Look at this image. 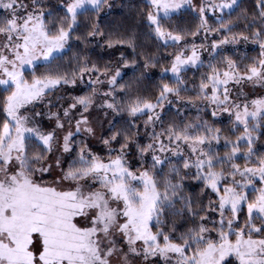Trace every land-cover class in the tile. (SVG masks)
Masks as SVG:
<instances>
[{"label": "snow or ice", "instance_id": "obj_1", "mask_svg": "<svg viewBox=\"0 0 264 264\" xmlns=\"http://www.w3.org/2000/svg\"><path fill=\"white\" fill-rule=\"evenodd\" d=\"M145 5L157 53L102 20L110 0H0V264H264V95L243 92L264 86V0L236 15L239 0ZM250 43L255 57L237 47ZM125 46L131 57L91 59Z\"/></svg>", "mask_w": 264, "mask_h": 264}, {"label": "trees", "instance_id": "obj_2", "mask_svg": "<svg viewBox=\"0 0 264 264\" xmlns=\"http://www.w3.org/2000/svg\"><path fill=\"white\" fill-rule=\"evenodd\" d=\"M48 2L53 6L54 9H56V5L58 4L59 0H48ZM110 2L113 4V8L110 12L107 13V15L102 17V20L105 23H115L117 27L120 25H123L125 28L132 27L134 26L137 31V35L139 37V41H142V47L138 49V51H151L154 53L158 52L159 48V42L155 41L149 36H146L144 33L147 31L145 27V21L142 16H139L137 13L140 9L145 7V0H110ZM240 8L237 9L236 13H233V15H236L239 13L241 10L247 9V10H252L254 8V0H241L239 2ZM58 11V9H57ZM62 15V13H60ZM183 16H185L189 21L195 22L193 13L191 10H185L182 12ZM89 15H94V13H90ZM211 22V21H210ZM71 43V41H70ZM240 53L243 54L245 52L244 49L239 48ZM72 51H76V46L73 44ZM120 51H123L126 56L131 57L133 55L132 49L125 46L124 48H96L95 51L91 52V59L93 61H96L100 64L104 63H110L114 62L119 58ZM172 49L169 48L168 52H171ZM247 54L249 56H257L259 54V48H249L247 50ZM71 53H69L68 57L69 58ZM137 60H139V57H136ZM169 63L167 60H162L159 65H157L154 68H150L148 70V75L150 76V79H145L144 81V86H155L157 83L160 82L161 80V70L164 67H168ZM201 72L206 71V68H201ZM27 75V73H26ZM198 73L194 75L193 70H189L187 73H185V76L191 80V79H196L198 78ZM134 73L129 67L127 69V75L125 76V80L133 78ZM165 80H169L171 77L170 75H166L163 77ZM62 93H54L52 94L53 96L61 95ZM186 95H193V93L189 92ZM63 103V101H61ZM56 110V108H53ZM206 111V110H205ZM196 116L195 110H190L188 112V117L189 118H194ZM206 119L211 120L212 118L210 116H205ZM215 123L218 127H221L223 129H227L230 127V120L225 121L217 118L215 120ZM242 130V129H241ZM229 134V133H226ZM234 138V137H233ZM85 139L89 142L90 146L93 148L94 151L100 152L103 148V145L99 142V139L97 140H90L88 138H85L83 136H78L77 140ZM144 143L147 142L143 141ZM243 146V145H242ZM255 148L260 152L264 153V135L260 136V138L255 142ZM223 151V149H222ZM103 154V153H102ZM139 155H129L128 159L129 161L132 159L138 158ZM240 163H243V160L241 159L239 161ZM147 166V164H146ZM141 165H137L135 168L139 169ZM165 171H167V168H165ZM183 174V173H182ZM186 187L187 191L189 194L193 195L194 197L197 194L201 193V185L200 182L196 179H193L191 176L186 178Z\"/></svg>", "mask_w": 264, "mask_h": 264}, {"label": "rangeland", "instance_id": "obj_3", "mask_svg": "<svg viewBox=\"0 0 264 264\" xmlns=\"http://www.w3.org/2000/svg\"><path fill=\"white\" fill-rule=\"evenodd\" d=\"M241 0H239V2H240ZM231 47V46H230ZM238 48H242V49H246V50H248L249 48H255V47H258V45H256L255 43H250V44H247V45H245V44H241V45H239V46H237ZM204 56H205V58H207V53H205L204 54ZM168 76L170 75V77L172 76V74L171 73H168L167 74ZM233 92H234V94H235V90H233ZM243 92L244 93H246L247 94V98L248 99H253V98H255V97H257V96H260V95H264V86H262V85H259V84H256V85H252V84H246L245 86H244V88H243ZM241 99H244V97H241ZM37 110H45L44 108H43V106L42 105H37ZM53 111H56V110H54V109H52ZM219 119H221V120H225V121H228V120H230V118L228 117V115L227 114H221V116L219 117ZM52 125H51V123H49V122H46L45 123V127H51ZM99 134V133H98ZM81 136H83V137H85V138H88V139H90V140H97V139H93V138H89V137H86L85 135H81ZM138 161H140V157H138V158H136V159H132V160H130V163L132 164V166L135 168L137 165H141L142 163H143V165L144 166H146V164L147 163H145V162H142V161H140L139 163H138ZM150 162V161H149ZM130 259L133 261V264H140V260H139V258H133V257H130Z\"/></svg>", "mask_w": 264, "mask_h": 264}]
</instances>
